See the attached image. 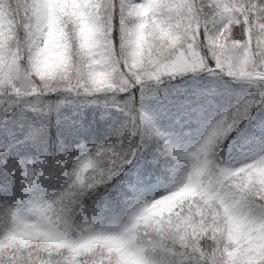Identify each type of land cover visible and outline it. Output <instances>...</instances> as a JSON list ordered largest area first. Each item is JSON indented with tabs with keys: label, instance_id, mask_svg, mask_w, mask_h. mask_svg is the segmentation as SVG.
I'll return each mask as SVG.
<instances>
[{
	"label": "snow or ice",
	"instance_id": "snow-or-ice-1",
	"mask_svg": "<svg viewBox=\"0 0 264 264\" xmlns=\"http://www.w3.org/2000/svg\"><path fill=\"white\" fill-rule=\"evenodd\" d=\"M0 264H264V0H0Z\"/></svg>",
	"mask_w": 264,
	"mask_h": 264
}]
</instances>
